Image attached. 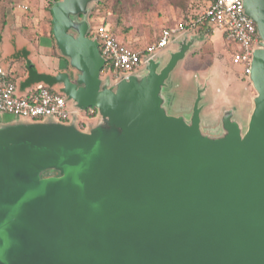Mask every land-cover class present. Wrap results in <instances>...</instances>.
I'll list each match as a JSON object with an SVG mask.
<instances>
[{"label":"water","instance_id":"water-1","mask_svg":"<svg viewBox=\"0 0 264 264\" xmlns=\"http://www.w3.org/2000/svg\"><path fill=\"white\" fill-rule=\"evenodd\" d=\"M93 1L52 3V34L75 73L35 85L73 101L72 120L0 124V264H264V0H244L261 37L247 124L224 106L210 133L207 81L190 111L167 109L170 74L198 35H174L166 63L160 49L144 73L110 81L89 36ZM90 107L98 120L79 127Z\"/></svg>","mask_w":264,"mask_h":264},{"label":"rangeland","instance_id":"rangeland-1","mask_svg":"<svg viewBox=\"0 0 264 264\" xmlns=\"http://www.w3.org/2000/svg\"><path fill=\"white\" fill-rule=\"evenodd\" d=\"M4 1L0 0V17L5 7ZM210 2L211 0H95L90 4L88 18L91 27L105 22L121 39L143 46L154 41L163 27L174 26L183 17L200 13ZM16 11L19 13V9ZM51 17L47 20L50 21ZM191 33L197 34L198 40L168 79L171 95L168 112L177 114L190 111L197 97L198 85H205L207 81L209 86L201 104L207 100L210 103L201 113L202 131L210 133L217 127L218 116L224 106H234L235 116L246 125L256 91L249 75L244 74L243 65L233 59L237 45L227 40L225 31L218 27L200 31L194 29ZM177 48V43H171L159 51L155 58L161 59L164 64L170 53ZM13 71H9L12 79ZM68 71L72 76L75 73L70 64ZM144 71L145 67L142 66L137 73L142 74ZM103 76L112 81L110 74ZM51 89L60 93L56 88ZM67 106L69 110L75 109L73 101L67 100ZM83 116L85 113L78 117L79 127ZM71 120L72 118L69 121ZM17 121L28 119L7 113L0 114V124Z\"/></svg>","mask_w":264,"mask_h":264},{"label":"built area","instance_id":"built-area-1","mask_svg":"<svg viewBox=\"0 0 264 264\" xmlns=\"http://www.w3.org/2000/svg\"><path fill=\"white\" fill-rule=\"evenodd\" d=\"M218 27L225 31L227 40L237 45L233 59L243 65L244 74L251 72V61L255 48L261 43L255 20L246 14L244 0H211L200 13L182 18L174 26L163 27L155 40L146 45L127 42L113 32L110 25L102 22L92 26L89 36L96 38L105 58L102 75L110 74L117 80L122 75L139 69L143 59L166 47L170 39L189 29L211 30ZM7 113L33 120L54 117L67 122L70 111L64 94L56 92L40 83L26 94L17 93L16 82L10 72L0 62V114ZM97 110L90 107L85 115H96ZM81 126L84 123L81 122Z\"/></svg>","mask_w":264,"mask_h":264},{"label":"crops","instance_id":"crops-1","mask_svg":"<svg viewBox=\"0 0 264 264\" xmlns=\"http://www.w3.org/2000/svg\"><path fill=\"white\" fill-rule=\"evenodd\" d=\"M6 23L0 30V59L13 71L18 89L35 86L41 75L68 71L69 61L57 49L48 0H5ZM16 9H19L17 13ZM194 29H189L191 31ZM85 113V112H84ZM84 113H81L83 115ZM94 117L83 116L81 122ZM81 125V123H80Z\"/></svg>","mask_w":264,"mask_h":264},{"label":"trees","instance_id":"trees-1","mask_svg":"<svg viewBox=\"0 0 264 264\" xmlns=\"http://www.w3.org/2000/svg\"><path fill=\"white\" fill-rule=\"evenodd\" d=\"M49 1V4L47 6L48 10L51 12V6H52V3L56 0H48ZM189 15L185 16V17H188ZM6 17H7V13H6V9L5 7H3V11L1 12V17H0V30L3 28V26L5 25L6 23ZM183 17V18H185ZM51 22V20H50ZM105 23V22H104ZM111 27V26H110ZM112 29V27H111ZM113 30V29H112ZM114 32V30H113ZM115 33V32H114ZM124 40V39H123ZM125 41V40H124ZM94 117V115H90L89 118H92Z\"/></svg>","mask_w":264,"mask_h":264}]
</instances>
